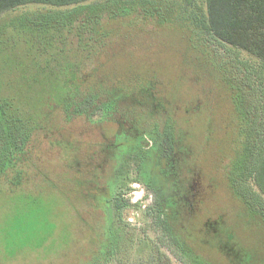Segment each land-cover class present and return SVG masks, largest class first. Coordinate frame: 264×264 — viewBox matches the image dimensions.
Wrapping results in <instances>:
<instances>
[{
	"label": "rangeland",
	"instance_id": "obj_1",
	"mask_svg": "<svg viewBox=\"0 0 264 264\" xmlns=\"http://www.w3.org/2000/svg\"><path fill=\"white\" fill-rule=\"evenodd\" d=\"M106 2L0 15V111L26 130L0 122V264H264V195L243 157L264 133V65L158 22L183 0Z\"/></svg>",
	"mask_w": 264,
	"mask_h": 264
},
{
	"label": "trees",
	"instance_id": "obj_2",
	"mask_svg": "<svg viewBox=\"0 0 264 264\" xmlns=\"http://www.w3.org/2000/svg\"><path fill=\"white\" fill-rule=\"evenodd\" d=\"M84 1L88 0H0V15L6 11L27 4L38 3L62 7L77 5ZM109 1L111 0H107L106 3H109ZM114 1L115 0H112V2ZM119 1L125 6L119 8L121 9V12L127 11L128 13L129 11L134 9L133 7L125 5V3H127V0ZM183 1V5L178 9L179 12H177V10L174 11V8L170 6L166 7V9L168 11L171 10L172 13L177 12L178 15H176V17H169L167 15L168 13H166V10L165 13L163 12V10L157 11V18L159 20L158 22L162 24L176 21H183L184 24L188 22L193 30H197L201 33L206 34L207 36L215 40L217 44L228 46L231 49L244 50L252 56L256 57L264 65V0ZM142 2H149V0H142ZM152 5L153 4H151V6L149 7L145 6L142 11H144L146 14L149 12V14L152 15V13H154V10L158 9L152 7ZM92 7L93 10L94 8L102 9V7L100 6L99 8L97 4ZM140 7L142 8V6ZM186 26L190 27L188 24H186ZM258 72L260 74L259 70ZM143 87H145V91H151L150 96L152 100L149 101V104L153 108H162V110H165L164 112H167L169 110L164 105H162V100H160V97L153 94L155 89L153 88V86H147L145 84ZM0 117V122L5 123L6 128L10 125L8 123V119H11L14 122V125L17 127L13 130L14 134L12 132L13 139L17 138L19 135L22 136V134L26 132L25 129L22 130L23 128H20L17 119L13 117V115L5 114L4 112L0 111ZM167 129L171 131V128ZM152 131L156 132L155 129L151 130V133ZM179 132L186 133V131L184 132L183 129L178 130V134ZM176 137H179L178 139H176L175 145L180 151V154L187 156V158L188 156L190 157V155L195 154L193 142L182 138L180 134L178 136L176 135ZM259 139L260 140L257 145V150L254 151L253 148H248L249 154L244 155L243 157L248 164V178L252 179L260 192L264 195V133ZM148 146V140L141 138L139 149L141 147ZM137 148L138 147L133 149L136 150ZM245 151H247V149ZM132 156L134 155L126 153L125 159L121 161V166L118 169L119 176H123L128 172L131 160L136 159L135 161H137V158H135V156ZM235 160V164L240 165L241 159L235 158ZM120 179L121 180L119 182V185L117 186L118 192L120 191V188H122V186L125 184L124 177H120ZM196 189L197 188L194 184L190 185L188 193L185 195L184 201L188 206H193L192 200L194 199V192L196 191ZM109 203L112 209L113 219L116 223H119L120 221H122L123 211L128 203H126L118 193L111 197ZM189 210L191 211V208ZM161 211L164 212V208H162ZM233 237L234 236L231 235L229 239L232 240ZM247 251L249 252V254H252L250 253L251 251L248 248Z\"/></svg>",
	"mask_w": 264,
	"mask_h": 264
}]
</instances>
